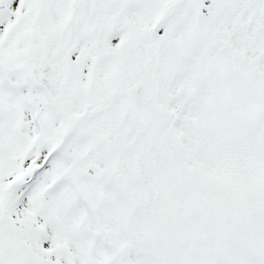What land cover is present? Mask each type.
<instances>
[{"label": "snow or ice", "instance_id": "snow-or-ice-1", "mask_svg": "<svg viewBox=\"0 0 264 264\" xmlns=\"http://www.w3.org/2000/svg\"><path fill=\"white\" fill-rule=\"evenodd\" d=\"M0 264H264V0H0Z\"/></svg>", "mask_w": 264, "mask_h": 264}]
</instances>
